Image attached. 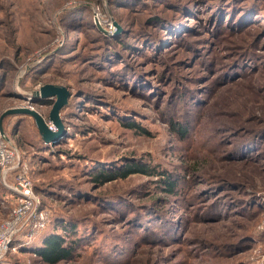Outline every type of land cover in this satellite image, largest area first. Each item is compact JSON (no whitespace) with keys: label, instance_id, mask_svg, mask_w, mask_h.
<instances>
[{"label":"rangeland","instance_id":"obj_1","mask_svg":"<svg viewBox=\"0 0 264 264\" xmlns=\"http://www.w3.org/2000/svg\"><path fill=\"white\" fill-rule=\"evenodd\" d=\"M45 84L70 92L59 142L28 114L2 128L49 215L36 242L62 222L79 238L55 264H264V0H0V116L47 118ZM126 162L184 179L180 193L144 172L91 180ZM1 183L0 222L15 198ZM37 243L0 264H47Z\"/></svg>","mask_w":264,"mask_h":264},{"label":"trees","instance_id":"obj_2","mask_svg":"<svg viewBox=\"0 0 264 264\" xmlns=\"http://www.w3.org/2000/svg\"><path fill=\"white\" fill-rule=\"evenodd\" d=\"M109 37L119 38V34L110 35ZM174 119L175 117L169 120L172 130H174V132L178 135H186L187 128L184 127L180 122L190 123L191 118H183L187 121H179ZM125 126L131 129H138L137 131H139V133H148L146 128L141 126L135 119L126 122ZM60 138L61 137L54 140L52 143H50V145L57 144ZM40 141L43 145H49V143L43 141L42 138ZM134 172H144L147 175L157 176V178L160 180V186L163 188V190L174 197H176L180 193L179 185H181L184 181V179L178 180L176 178H171L168 171H163V169L160 168H154L150 164L143 165L138 162H126L123 166L115 168L101 167V169H97L92 173L91 180L98 184H103L105 182L112 181L118 178H125L129 174ZM1 186L5 190V192L7 191L8 194H10V196L12 197L10 191L2 183ZM5 196L6 195L2 196V203L8 200L7 198L9 195H7L6 197ZM128 206L122 207V210L124 211V209H126L129 211V209L126 208ZM60 226L61 227L59 229L53 228L50 232H44V234L38 238V243L36 242L35 238L38 237V235L43 231L45 227L41 231L39 230L32 232L31 235L28 229H22L13 236L12 245L20 250L21 248H24V246H32L31 244L37 243V246L32 248L31 250L35 255H37L42 261L47 264H55L61 260H69L74 256V251L79 238L71 234V232L73 233L74 231L68 230L66 223L62 222V224L60 223ZM33 238L35 239V241H32Z\"/></svg>","mask_w":264,"mask_h":264},{"label":"built area","instance_id":"obj_3","mask_svg":"<svg viewBox=\"0 0 264 264\" xmlns=\"http://www.w3.org/2000/svg\"><path fill=\"white\" fill-rule=\"evenodd\" d=\"M50 129L53 124L48 122ZM0 173L4 185L14 193V204L8 218L0 222V262L6 252L16 247L12 245L13 236L22 229L30 235L43 229L49 222V215L39 207V197L33 190L28 168L22 163L16 146L9 135L0 127ZM7 179H11L8 181Z\"/></svg>","mask_w":264,"mask_h":264},{"label":"water","instance_id":"obj_4","mask_svg":"<svg viewBox=\"0 0 264 264\" xmlns=\"http://www.w3.org/2000/svg\"><path fill=\"white\" fill-rule=\"evenodd\" d=\"M113 24L116 26V28L120 29V26L115 21H113ZM33 94L35 96L39 95L42 97H55L54 101L51 104V108L49 110L47 118H45L40 112L32 108L26 106H17L7 109L1 114L0 127L2 126V118L6 114H28L34 118L38 132L40 133V136L43 141H45L46 143L53 142L65 133L64 125L60 117V110L67 103V99L70 95V92L65 86L45 84L41 86L38 90H34ZM48 122L53 124L56 129H50L48 126Z\"/></svg>","mask_w":264,"mask_h":264}]
</instances>
